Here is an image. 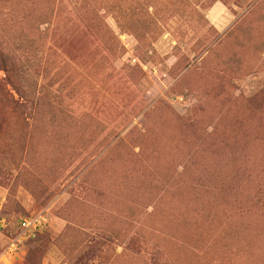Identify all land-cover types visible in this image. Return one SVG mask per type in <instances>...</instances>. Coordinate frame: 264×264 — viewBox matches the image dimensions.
Returning a JSON list of instances; mask_svg holds the SVG:
<instances>
[{
    "label": "rangeland",
    "instance_id": "1",
    "mask_svg": "<svg viewBox=\"0 0 264 264\" xmlns=\"http://www.w3.org/2000/svg\"><path fill=\"white\" fill-rule=\"evenodd\" d=\"M0 45V264H264V0H0Z\"/></svg>",
    "mask_w": 264,
    "mask_h": 264
},
{
    "label": "built area",
    "instance_id": "2",
    "mask_svg": "<svg viewBox=\"0 0 264 264\" xmlns=\"http://www.w3.org/2000/svg\"><path fill=\"white\" fill-rule=\"evenodd\" d=\"M47 224L46 219L42 216H36L31 219H24L20 222L21 229L30 237L41 232Z\"/></svg>",
    "mask_w": 264,
    "mask_h": 264
},
{
    "label": "trees",
    "instance_id": "3",
    "mask_svg": "<svg viewBox=\"0 0 264 264\" xmlns=\"http://www.w3.org/2000/svg\"><path fill=\"white\" fill-rule=\"evenodd\" d=\"M47 1H50V0H47ZM21 12H23V11H21ZM6 16L7 17H13L14 16V18H17L18 17V15L17 14L15 15L14 10H12L11 8H9L8 13L6 14ZM39 18H42V19H51V18H49V12L47 10H45L43 12V14L41 16H39ZM15 24L16 23H14L12 26H10V28L13 27ZM8 62H9V55H8V53L5 52L4 48H1V45H0V68L3 67V66H5L6 63H8Z\"/></svg>",
    "mask_w": 264,
    "mask_h": 264
}]
</instances>
